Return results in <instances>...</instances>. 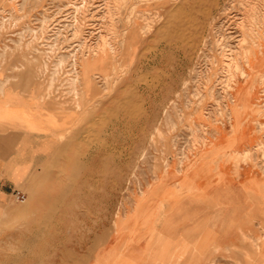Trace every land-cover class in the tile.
I'll use <instances>...</instances> for the list:
<instances>
[{"label": "rangeland", "instance_id": "1", "mask_svg": "<svg viewBox=\"0 0 264 264\" xmlns=\"http://www.w3.org/2000/svg\"><path fill=\"white\" fill-rule=\"evenodd\" d=\"M0 67L80 112L58 162L3 209L0 264H119L138 227L161 242L168 200H211L198 164L264 177V0H0ZM258 217L217 264H264Z\"/></svg>", "mask_w": 264, "mask_h": 264}, {"label": "crops", "instance_id": "2", "mask_svg": "<svg viewBox=\"0 0 264 264\" xmlns=\"http://www.w3.org/2000/svg\"><path fill=\"white\" fill-rule=\"evenodd\" d=\"M63 105L41 98L33 83L0 67L1 228L9 219V211L3 209L15 192L28 196L33 180L58 162L62 146L70 138L66 135L63 139V135L80 115L77 112L75 117L74 112ZM205 167L206 164L200 163L190 174L195 178L194 183L211 195V200L194 196L168 200V203L176 205H169L166 212L161 213L158 226L161 242H155L156 234L152 236L151 232L138 227L135 233L128 234V239L124 236L117 238L107 255L112 253L111 249L115 251L118 242L124 239L122 241L129 244V248L124 245L122 249L129 253L124 252L123 260L118 254V258L121 257L117 260L119 264H217L219 259L232 262L234 242L239 243L242 235L256 234V230L251 231L248 225L242 226V222L254 218V227H260L256 219L259 212H264V205L261 209L255 205L250 212L247 196L255 203H264V177L254 167L251 171H241L244 177L239 176L234 163L223 168L220 176L202 172ZM167 182V185L179 187L174 178ZM229 199L239 212L231 214L233 207L221 204ZM245 211L248 215L243 218ZM230 219H233V224L228 226ZM204 221H210V228L198 226ZM202 235L213 236L214 242L195 243ZM239 244L248 249L250 243L241 241Z\"/></svg>", "mask_w": 264, "mask_h": 264}, {"label": "built area", "instance_id": "3", "mask_svg": "<svg viewBox=\"0 0 264 264\" xmlns=\"http://www.w3.org/2000/svg\"><path fill=\"white\" fill-rule=\"evenodd\" d=\"M15 197H16L17 200H19V201H25V199H26L25 194H23V193H21V192H19V191H16V192H15Z\"/></svg>", "mask_w": 264, "mask_h": 264}]
</instances>
